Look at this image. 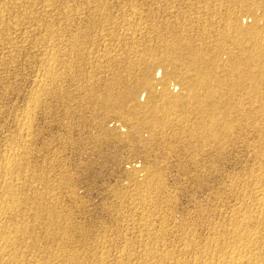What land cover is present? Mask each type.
Masks as SVG:
<instances>
[{
	"label": "rangeland",
	"instance_id": "1",
	"mask_svg": "<svg viewBox=\"0 0 264 264\" xmlns=\"http://www.w3.org/2000/svg\"><path fill=\"white\" fill-rule=\"evenodd\" d=\"M8 1L9 0H0V27L2 25L0 28V44H2L0 45V178H3L2 181L5 179H8V181L11 180L14 184L15 190L13 191L14 193H12L13 195L10 196V198H12L11 201H15V203L17 200L23 201L17 202L19 203V205H17L19 206V209L17 210L20 216L17 215L18 212H16L17 214L15 212V214H9L11 215L10 217L7 215L9 218L5 216L7 222L5 221L6 223H4V225H8L7 228L9 230H13L17 225H19L18 227L23 226L22 228H24V226L27 228L28 226L27 229L32 231L35 235L34 236L28 231V234L21 232L23 237L21 233L20 235L18 233V236L16 234L17 238L22 237V240L17 239L14 235V239L11 237V243L14 244L13 248L15 247L14 252L18 255L16 264H31L40 261V264H50L52 261V264H54V261L58 258L59 259L58 261H55V264H57V262L60 264L61 259L71 257L72 254L76 255V257H78L77 260H81L80 262L82 264H86V262L87 264H105L106 262V264H117V262L120 264L119 262L122 260L123 262L121 264H138L140 261L143 264H154L150 263L152 259H154L153 262L156 261L155 264H157V261H159L158 264H161L160 261L162 259L160 257L162 256L160 255L162 251L163 253L167 251L168 254L173 256L172 262H170L173 264L180 260L193 261L197 255H202L212 240L216 238V236L218 237L217 234L220 233L222 229L229 227L232 222V217L234 218L233 220H235L244 216L245 212L252 209L253 203L256 202L254 200L257 199L256 197L259 193L258 190L261 191L264 189V48L262 49L263 51L261 50L260 52L254 53V58L257 55L255 58L256 60H254V63H250L249 67L247 66L248 70L253 73L248 72L247 75L245 74V76H243V73V75L241 73L239 75V70V72L234 70L235 74H232L234 76H231V79L236 80H233L234 83H236L234 87V89H236L233 92L228 89V91L225 92L226 94L224 97L226 96L225 99L230 101H227L228 104L230 103L228 107L231 105L230 108L233 107L232 111L234 113L231 111L230 115H232V118H229V124L230 126L232 125L231 129L234 128V130L231 131L232 133L230 132L228 134V136H230H226V138L225 136H220L219 140L204 138L192 142V140L187 137L189 135L187 131L179 130L180 122L182 123L183 120L180 118L181 112L176 115L174 114L173 117L170 116L169 118H164L166 128H153V126L151 125V127L147 122L148 120L150 121L149 117L151 112H148V114L145 112L146 114L144 113L143 115L138 116L139 118H135V116L128 111L130 104L124 105L122 110L119 111L111 108L108 111L104 110L103 112V110L98 107L100 100H97L100 98V95L103 93L105 94V92H108L109 94L112 93L111 95L113 96L121 94L122 87L118 83L119 80L124 83H134L139 79L138 77H141L142 73L141 70H143L144 65L148 63H146V61L154 62V59L157 60L162 57V54H164V52L161 51L162 46L160 45L165 42L164 40L171 41L175 38L178 40V38L182 39V37L183 39H187V36L188 39L191 38V40L195 38L194 40L197 41V45H203L204 48L210 49L211 53H213L211 50H215L214 53H219V56L222 54L220 51H226V49V52L233 51L231 53H236L237 55L235 54V57L237 58L230 57V55L223 52L226 57L221 55L222 57L220 58L222 60H220L222 62L224 61L225 65L228 64L229 66L230 64L232 67L233 64L231 63L234 62L236 65H246V63H244L246 61L244 60H247L248 56L242 55V59L240 51L238 52V50H241V48L247 49L249 47V39H242L243 41L239 43L240 49L238 46H234L231 41V32L225 23L236 14V19H238V22H241H239L241 27L249 28L248 26L250 25V28H253L252 22L253 19H255L254 26L258 27L259 31L263 30L261 35L264 36V28L262 29V27H264V20L262 19L264 15V0L263 2L262 0H240L241 2L239 0H107V2H104V0H43L44 4L42 0H26L27 2L24 0H10L9 3H6ZM246 1L250 2L247 3ZM251 1L252 4L249 5ZM100 2L101 4L103 2L107 4L104 5L103 3L101 6ZM253 2L258 4L256 5L257 7L255 5V7L253 6ZM42 4L44 7H41ZM247 5L249 8H247ZM2 6L5 9H3ZM25 6H28V8ZM45 6L47 8H45ZM252 6L255 9H253ZM29 7L31 8V11ZM6 8L9 10V14ZM50 8H52V10ZM35 9L36 12H34ZM96 9L99 11L101 9V13ZM250 9L253 10L250 12ZM23 10L26 11L24 12ZM102 12H104V14ZM22 13L25 14L22 16ZM105 13L108 14L107 18H109L107 19V23L103 21L106 20L105 18L100 20L103 16L107 15ZM249 13L251 16L258 18L253 17L252 19L251 16L247 17ZM28 14H31V16L28 17ZM46 14L47 17H45ZM97 14H100L98 15V18ZM63 15H65L66 19L63 18ZM109 15H112V17ZM260 17H262V20L259 19ZM19 18L23 20L21 21ZM39 18L43 19L40 20ZM95 18L98 20L95 21ZM257 19L258 21H256ZM31 20L32 25L30 24ZM99 20L101 22H99ZM17 21L21 23V25L18 24ZM110 21L115 23V25L111 24ZM117 21L118 24L116 23ZM204 21H206L207 25H204ZM103 22L104 26L106 25L107 28L101 24ZM53 23L54 26H52ZM88 25L91 26L92 31L90 30V27L88 28ZM136 25L139 26V28ZM203 25L205 31L204 27H202ZM93 26H95V28ZM219 26H224L223 28L225 30ZM3 27L4 29H2ZM15 27L18 29L16 30ZM208 28L211 30L215 28V30H212L211 32ZM50 29H52V31H50ZM202 30L205 33H202ZM84 31H86L87 34ZM134 31L136 32L134 33ZM215 31H218L222 36L224 35V38H221L222 36L217 32L215 33ZM11 32L13 33L11 34ZM10 34L12 39L10 38ZM13 34L17 35L15 36ZM216 35L220 39L217 38ZM212 37L218 41L216 42V45L214 43L215 40H213ZM199 38L202 39L201 43L203 42L205 45L199 42ZM244 38L248 37L245 35ZM211 39L212 41L210 42ZM11 40H13V44ZM194 40L192 41L195 45ZM244 41H246L247 45ZM198 42L200 44H198ZM225 44L228 46H222ZM209 46L211 48H209ZM228 47H231L232 49ZM217 48L221 49L219 50ZM234 48L239 54L233 50ZM146 54L148 56L145 57ZM144 57L149 60H145ZM142 59L145 60V62ZM229 60L230 62H225ZM234 60H237V62ZM256 61L257 64L260 62L261 64L257 65L255 63ZM222 62L220 63V66H224V63ZM130 64L132 67H130ZM138 64L139 67L141 66L140 72L138 70ZM250 66L252 68H250ZM253 66L258 68L260 66L261 70L258 68L253 69ZM226 67H220L219 70L217 69L220 77H224L225 72L227 75L229 69ZM245 67L246 66H244V68ZM242 68L243 66L241 69ZM132 69L133 71H131ZM223 70L225 71L224 73ZM162 72L163 71L160 69H157L154 73V79H159ZM250 74L255 76H250ZM246 76L248 78H246ZM255 80L261 87L257 83H254ZM241 81L245 82V85H243ZM241 87H243V89ZM177 89L178 88L175 84L172 83L171 90L176 92ZM252 89L255 91H252ZM140 95L141 100H139L144 103L146 94L141 91ZM222 95L223 94H221V96ZM227 95H230L229 98ZM245 98H248L249 100ZM241 103L243 105H241ZM239 104L242 106H239L240 109L242 108V113L237 112L240 111L237 106ZM246 106L251 107V110ZM234 108L235 110L237 109V111H235ZM259 108H261V110H259ZM244 110L246 111L244 113L247 114V116L243 113ZM120 111L121 113H119ZM248 111L252 113L249 115ZM255 113L259 114L254 115ZM234 114L237 115L234 116ZM243 115L244 117H242ZM124 116L127 118L126 120ZM251 117H253V120L250 119ZM141 121L144 122L142 123ZM136 122L142 124L139 125L136 124ZM192 122H194V119ZM222 127V125H215L214 129L216 131ZM158 129L159 131H157ZM176 129L181 133L179 132L176 134ZM129 132L131 133V138L125 136ZM182 132H185V135ZM152 137L155 140L152 139ZM225 141L229 143L225 144ZM223 142L225 145L222 144ZM230 142H233L234 144ZM8 144L9 146H6ZM191 144L193 146L196 144L194 147L197 148L202 146V149L200 148L201 151H198L199 149L193 151L191 149V147H193ZM205 144L208 146L207 148H205ZM10 147L13 149L11 148V150ZM203 147L205 148V151ZM3 152L4 154H2ZM202 152H204L203 156H201ZM11 153L14 154V158L18 157L15 158L18 166L12 173H10L13 176L10 174V176H6L8 174L4 176L3 165H5L7 160L5 157L9 158ZM260 156L263 157L262 160V157ZM3 157L6 160H4ZM1 169L3 171H1ZM15 171L17 172L15 173ZM9 177H12V179ZM259 177L262 178L260 179ZM1 179L0 186H5L4 181L2 182ZM259 181H261V183ZM3 187L0 189H3ZM20 194L21 196H19ZM0 195L1 199L3 195L1 191ZM23 197L30 200L27 199L24 203ZM28 201L29 203L27 205L26 202ZM45 202H47V204ZM32 203H34V205L36 204V206ZM247 204L249 206H247ZM42 205L45 208L48 207L45 213V208ZM246 206L248 208L250 207V209L247 210ZM29 207L30 210L32 208V211L29 210ZM24 209H27L28 212ZM19 210H22L23 215H21L22 213ZM34 210L40 212L37 211L38 216L35 215L36 213L34 212L35 214L32 217ZM52 212H54V214ZM42 213H44V216ZM48 213L49 215H47ZM39 214H41V216H39ZM62 214L70 216L65 217L62 216ZM249 214L253 215L254 213L251 212ZM46 215L50 219L46 217ZM21 216H23L24 219L22 222L28 221L26 223H30L31 225L22 223ZM25 216L29 218H26ZM53 216L58 218L55 220V217L53 219ZM14 217L21 218L17 219ZM34 219H38V222ZM8 220H10L12 225L15 223L13 225L15 226L14 228H12L13 226ZM58 220L59 222L61 221L60 224ZM63 220L68 221L65 223ZM72 221L73 223H71ZM33 223H36L37 225H33ZM38 223H43L41 225L42 228ZM66 225L69 226L63 227ZM73 225L76 227H73ZM180 225L181 227L183 226L182 230L181 227H179ZM69 227L74 229L71 228L72 230H70ZM48 228L50 229L48 230ZM56 228L58 229L56 230ZM37 229H39L38 235L37 233H34ZM63 230L66 231L63 232ZM215 230L220 231L217 232ZM44 231L49 237L44 234ZM71 231L72 234L70 233ZM74 231H77L78 233H75ZM49 232H51L52 235L54 234L53 238ZM68 232L72 238H69ZM154 235H157V237ZM33 236L37 241L36 244L39 246L35 245L36 241L34 239L31 240ZM38 236L41 238V243L40 241L38 242ZM27 239L33 242L30 243ZM13 240L17 243L13 242ZM70 241H74L75 244H70ZM24 242L27 246L23 244ZM18 243L23 245H19ZM28 243H30L31 246ZM45 243H50V245L48 244L49 246L44 248L45 245L47 246ZM62 243L63 246L68 245L66 246L68 250L66 247L62 246ZM28 246H30V248L34 246V248L28 249ZM41 246H43V250L40 251L39 249ZM72 246H76V248L78 247V250L75 247L74 250ZM50 247L54 248H51L50 250ZM60 247L63 248L61 249ZM188 247L189 249H187ZM16 248H18V250ZM60 249L61 251L66 249L63 251L65 253L62 252V254H60ZM36 250L39 251L40 254L39 252L35 253L37 252ZM44 250H46V253ZM47 250L49 251L47 252ZM152 250L154 252H152ZM79 251H83L82 253L85 254L82 255ZM42 252L47 255L44 256ZM157 252L161 253L157 254ZM94 253L95 255L93 256ZM147 253L149 256H153L152 254H157L158 256L154 255L151 257V260H149L150 258L147 259ZM19 254H21L23 258H21ZM52 254L54 257L58 254V258H56V256L55 259ZM91 254L92 256H90ZM96 254L102 256L104 260L101 257L96 258L98 257ZM122 254H126V258H123L124 255ZM144 254L147 255L145 256ZM79 255H81V257ZM105 255H107L106 258ZM119 255H122L123 257L120 258L121 256ZM28 256L31 257L28 258ZM36 256L39 257V259H37ZM199 256H197V258H199ZM34 258H36L37 261ZM85 258H87V261ZM91 258L93 261L96 258L95 262L91 261ZM189 258L191 259L189 260ZM29 259H32V262ZM136 259H138L139 262ZM97 260H99V262H97ZM107 260L110 262L108 263ZM173 260L176 261L174 262ZM46 261L50 263H46ZM62 261L61 264H67L69 262L68 260L65 262ZM103 261L105 262L103 263ZM163 261L164 260H162V263L164 264ZM80 262L76 261L75 263L74 261L69 262L68 264H81Z\"/></svg>",
	"mask_w": 264,
	"mask_h": 264
},
{
	"label": "bare ground",
	"instance_id": "2",
	"mask_svg": "<svg viewBox=\"0 0 264 264\" xmlns=\"http://www.w3.org/2000/svg\"><path fill=\"white\" fill-rule=\"evenodd\" d=\"M4 1H6V0H4ZM10 1V0H9ZM9 1L8 2H6V3H9ZM13 1V0H12ZM15 1V0H14ZM18 1V0H17ZM16 1V3L18 4V2ZM24 1H26V0H24ZM49 1V0H48ZM97 1V0H96ZM114 1V0H113ZM112 1V2H113ZM240 1V0H239ZM253 1V0H252ZM252 1H251V3H249V5L250 4H252ZM261 1V0H260ZM22 2V1H21ZM27 2V1H26ZM25 2V3H26ZM42 2H43V0H42ZM104 2H107V0L105 1L104 0ZM103 2V3H104ZM241 2V1H240ZM245 2V1H244ZM247 2V1H246ZM248 2H250V1H248ZM247 2V3H248ZM257 2V1H256ZM262 2H263V0H262ZM4 3V2H3ZM11 3V2H10ZM19 3H20V1H19ZM45 3H47V2H45ZM50 3V2H49ZM48 3V4H49ZM103 3L101 4V2H100V4H101V6L103 5ZM243 3V2H242ZM254 3V2H253ZM258 3V2H257ZM257 3H254L253 4V6L255 5H258ZM12 4V3H11ZM10 4V5H11ZM15 4V3H14ZM24 4V3H23ZM27 4V3H26ZM31 4V3H30ZM29 4V5H30ZM43 4H44V2H43ZM43 4L41 5V7L43 6ZM52 4H54V3H52ZM98 4V3H97ZM100 4H98V5H100ZM107 4V3H106ZM105 3H104V5H106ZM239 4V3H238ZM259 4H261V3H259ZM264 4V3H263ZM4 5V4H3ZM9 5V4H8ZM13 5V4H12ZM32 5V4H31ZM35 5H36V3H35ZM211 5H213V4H211ZM262 5V4H261ZM260 5V6H261ZM1 6V5H0ZM15 6V5H14ZM16 6H19V5H16ZM20 6H24V5H20ZM51 6V5H50ZM73 6V5H72ZM91 6V5H90ZM222 6H224V5H222ZM253 6H252V8H253ZM254 6V7H255ZM264 6V5H263ZM262 6V7H263ZM5 7H6V5H5ZM9 7V6H8ZM7 7V8H8ZM25 7H27L28 8V6H25ZM25 7H23V8H25ZM32 7V6H31ZM44 7V6H43ZM257 7V6H256ZM259 7V6H258ZM2 8H3V6H2ZM6 8V9H7ZM30 8V7H29ZM34 8H35V6H34ZM37 8V7H36ZM45 8H47L46 6H45ZM209 8V7H208ZM218 8V7H217ZM247 8H249L248 7V5H247ZM246 8V9H247ZM251 8V7H250ZM261 8V7H260ZM3 9H5V8H3ZM51 10H52V8H50ZM49 9V10H50ZM69 9H70V7H69ZM93 9V8H92ZM104 9V8H103ZM107 9V8H106ZM112 9V8H111ZM114 9H116V8H114ZM120 9V8H119ZM122 9V8H121ZM207 9V8H206ZM227 9V8H226ZM243 9H244V7H243ZM253 9H255V8H253ZM253 9H250V12H251V10H253ZM21 10V9H20ZM29 10V9H28ZM32 10H34V9H32ZM44 10H46V9H44ZM67 10V9H66ZM97 10V9H96ZM126 10V9H125ZM249 10V9H248ZM7 11H8V14H9V10L7 9ZM11 11V10H10ZM12 11H13V9H12ZM14 11H15V9H14ZM17 11H19V10H17ZM24 11V10H23ZM26 11V10H25ZM24 11V12H25ZM30 11H31V8H30ZM41 11L43 12V10L41 9ZM62 11V10H61ZM63 11H65V10H63ZM95 11V10H94ZM93 11V12H94ZM97 11H99V10H97ZM234 11V10H233ZM243 11V10H242ZM261 11V10H260ZM19 12H21V11H19ZM34 12H36V9H35V11ZM33 12V13H34ZM45 12V11H44ZM56 12V11H55ZM66 12H68V11H66ZM100 13H101V9H100V11H99ZM98 12V13H99ZM105 12V11H104ZM104 12H102L103 14H104ZM124 12V11H123ZM126 12H128V11H126ZM168 12V11H167ZM205 12V11H204ZM231 12H232V9H231ZM235 12V11H234ZM245 12V11H244ZM253 12V11H252ZM258 12H259V9H258ZM32 13V14H33ZM39 13V12H38ZM38 13H36V14H38ZM47 13H48V11H47ZM65 13V12H64ZM209 13V12H208ZM211 13V12H210ZM213 13V12H212ZM215 13V12H214ZM242 13V12H241ZM254 13H255V11H254ZM12 14V13H11ZM20 14V13H19ZM23 14H25V13H22V16H23ZM35 14V13H34ZM40 14V13H39ZM49 14V13H48ZM61 14V13H60ZM105 14H107V13H105ZM120 14V13H119ZM118 14V15H119ZM185 14V13H184ZM248 14V13H247ZM246 14V15H247ZM98 15H100V14H97V18H98ZM102 15V14H101ZM141 15V14H140ZM231 15V14H230ZM246 15H244V16H246ZM252 15H253V13H252ZM20 16V15H19ZM26 16V15H25ZM29 16H31V14L29 15L28 14V17ZM37 16V15H36ZM43 16H45V15H43ZM43 16H40V17H43ZM59 16V15H58ZM79 16V15H78ZM103 16V15H102ZM107 16H108V14L106 15V16H103V18H101L100 20H102V19H106V20H103V21H105V23H107L108 21H107V19H109V18H107ZM109 16H111L112 17V15H109ZM125 16V15H124ZM150 16V15H149ZM201 16V15H200ZM200 16H198V17H200ZM216 16V15H215ZM238 16V15H237ZM250 17L251 16V14L249 13V15H247V17ZM256 16H257V13H256ZM262 16V15H261ZM3 17V16H2ZM34 17V16H33ZM45 17H47V14H46V16ZM68 17V16H67ZM70 17V16H69ZM73 17V16H72ZM95 17V16H94ZM93 17V18H94ZM127 17V16H126ZM139 17V16H138ZM175 17V16H174ZM181 17H182V15H181ZM190 17V16H189ZM198 17H197V19H198ZM231 17H232V15H231ZM233 17H235V18H233ZM233 19L232 18H230V19H228L227 21H226V23L225 24H227L226 26H228L227 28H229V31L231 32L230 34H231V41H232V43H233V45L234 46H238L239 47V49H240V45H239V43L241 42V41H243L242 39H249V43H248V41H247V43L249 44V47L247 48V49H242L241 48V50H238V52L240 51V55L242 56V55H247L248 56V58H247V60H244V61H246V62H244V63H246V65H242V64H235V62L234 63H231V64H233L232 65V67H231V65L229 64V66H228V64H226L225 65V63H224V61L222 62L221 60V58L220 57H222V56H225L224 55V53L225 54H227V55H230V57L232 56V57H235L236 55L234 54V53H231V52H233V51H228V52H226L227 51V49H226V51H220L221 53V55L219 56V53H214L215 52V50L213 51V50H211L213 53H211L210 52V49H208V48H204L203 47V45L202 46H200V45H197V41L196 40H194V39H192V40H194V42H195V45H194V43H193V41L191 40V38L190 39H188V36L186 37L187 39H183V37H182V39H180V38H178V40H177V38H175V39H172L171 41L170 40H164L163 42L164 43H162V44H160L161 46H162V50H161V48H160V50L161 51H163L164 52V54H162V57L161 58H159V59H154V62H151V61H146V65H144V69L143 70H141L140 69V67H139V64L137 65L138 67H139V72H140V70H141V77H138L139 79H137V77H136V81L134 82V83H124V82H122L121 80H119V85L122 87V92H121V94H117L116 96L114 95H111V94H109L108 92L106 93L105 92V94L103 93V94H101L100 95V98H98V100L97 101H99L100 103H98L99 104V106L98 107H100L102 110H103V112H104V110L106 111H108L109 109H111V108H113V109H117L118 111L119 110H122V107L124 106V105H129L130 104V106H129V110L128 111H130V113L133 115V116H135V118L136 117H138V116H141V115H143L145 112H147V114H148V112H151L150 113V121L148 120L147 122H148V125L150 124V126L152 125L153 126V128H155V127H161L162 129L163 128H166V123H165V119L164 118H169L170 116H172L173 117V115L175 114H178L179 112H181V117L180 118H182L181 120H182V123L180 122V125H179V130L180 131H187L188 132V136L187 137H189L191 140H192V142L193 141H197V140H200V139H204V138H211V139H213V140H219L220 139V136H225V138H226V136H228V134L231 132V131H233L234 130V128L233 129H231V126H230V121H229V118L232 116V115H230L231 114V111H232V109H233V107L232 108H230V107H228L229 106V104H228V102H230V101H228L227 99H225L226 98V96L224 97V95L226 94L225 92L226 91H228V89H230L232 92L236 89H234V87H235V85H236V83H234V81H236V80H234V79H231V76H234V75H232V74H235L234 73V70L236 71H238L239 72V75H240V73L243 75V76H245V74L247 75V73L248 72H250V73H253V72H251V71H249L248 70V67H249V65H250V63H254V60H256L255 58L257 57V55H256V57L254 58V53H257V52H260L263 48H264V36H262L261 35V33H262V31L260 32L259 31V29H258V27H255L254 26V20L255 19H253V17L254 16H251V18L253 19V28H250V25L248 26L249 28H243V27H241V25L239 24V22H238V19H236V14L235 15H233ZM18 18V17H17ZM50 18V17H49ZM52 18V17H51ZM62 18V17H61ZM63 18H65V15H63ZM100 18V17H99ZM137 18V17H136ZM171 18V17H170ZM194 18V17H193ZM212 18V17H211ZM241 18V17H240ZM254 18H258V17H254ZM262 17H260L259 19H261ZM3 19V18H2ZM7 19V18H6ZM5 19V20H6ZM20 20H21V18H19ZM30 19V18H29ZM38 19V18H37ZM40 20H42L41 18H39ZM46 19V18H45ZM53 19V18H52ZM66 19V18H65ZM96 19V18H95ZM114 19V18H113ZM121 19V18H120ZM129 19V18H128ZM188 19H190V18H188ZM215 19V18H214ZM227 19V18H226ZM263 20H264V15H263V18H262ZM261 19V20H262ZM5 20H4V22H5ZM23 20V19H22ZM21 20V21H22ZM25 20H27V19H25ZM34 20V19H33ZM98 19H96L95 21H97ZM99 20V22H101ZM110 20H112V19H110ZM125 20V19H124ZM144 20V19H143ZM170 20V19H169ZM209 20V19H208ZM211 20V19H210ZM216 20V19H215ZM241 20V19H240ZM51 21V20H50ZM69 21V20H68ZM91 21V20H90ZM93 21V20H92ZM145 21V20H144ZM174 21V20H173ZM212 21V20H211ZM222 21V20H221ZM256 21H258V19L256 20ZM18 22V21H17ZM29 22V21H28ZM70 22V21H69ZM111 22V21H110ZM115 22V21H114ZM120 22V21H119ZM153 22V21H152ZM162 22V21H161ZM185 22V21H184ZM188 22V21H187ZM198 22V21H197ZM205 22V24L204 25H207V23H206V21H204ZM213 22V21H212ZM224 22V21H223ZM222 22V23H223ZM8 23H9V21H8ZM8 23H7V26H8ZM26 23V22H25ZM32 23V20L30 21V24ZM49 23V22H48ZM95 23V22H94ZM117 24H118V21L116 22ZM129 23V22H128ZM141 23V22H140ZM164 23V22H163ZM165 23H167V22H165ZM200 23V22H199ZM241 23V22H240ZM1 24V23H0ZM2 24H3V22H2ZM18 24H20L21 25V23H19L18 22ZM24 24V23H23ZM22 24V25H23ZM43 24V23H42ZM101 24H103V26H104V22L103 23H101ZM108 24H110V23H108ZM111 24H114L115 25V23H113V22H111ZM116 24V25H117ZM137 24V23H136ZM148 24V23H147ZM160 24V23H159ZM171 24V23H170ZM202 24V23H201ZM212 24V23H211ZM258 24V23H257ZM256 24V25H257ZM6 25V24H5ZM10 25H11V22H10ZM15 25H16V23H15ZM28 25V24H27ZM32 25V24H31ZM30 25V26H31ZM40 25V24H39ZM91 25V24H90ZM90 25H88V28L90 27V30H91V26ZM127 25V24H126ZM142 25V24H141ZM174 25V24H173ZM184 25V24H183ZM182 25V26H183ZM193 25H195V24H193ZM204 25L202 26V27H204ZM213 25V24H212ZM211 25V26H212ZM217 25V24H216ZM221 25V24H220ZM223 25H224V23H223ZM262 25V24H261ZM13 26V25H12ZM18 26V25H17ZM52 26H54V23H53V25ZM51 26V27H52ZM96 26V25H95ZM95 26H93L94 28H95ZM99 26H100V24H99ZM137 26V25H136ZM163 26V25H162ZM168 26V25H167ZM178 26V25H177ZM197 26V25H196ZM225 26V25H224ZM223 26V27H224ZM260 26V25H259ZM1 27H2V25H1ZM0 27V28H1ZM10 27V26H9ZM8 27V28H9ZM47 27V26H46ZM50 27V28H51ZM97 27V26H96ZM105 28H107L106 27V25L104 26ZM124 27V26H123ZM138 28H139V26H137ZM152 27V26H151ZM159 27V26H158ZM172 27V26H171ZM170 27V28H171ZM184 27V26H183ZM195 27V26H194ZM214 27V26H213ZM212 27V28H213ZM219 27H221V26H219ZM223 27H221L223 30H225ZM7 28V27H6ZM5 28V29H6ZM10 28H12V27H10ZM14 28V27H13ZM16 28V30L18 29L17 27H15ZM20 28V27H19ZM28 28V27H27ZM84 28V27H83ZM94 28H92V29H94ZM104 28V29H105ZM110 28V27H109ZM118 28V27H117ZM146 28V27H145ZM148 28V27H147ZM173 28V27H172ZM185 28V27H184ZM191 28V27H190ZM207 28V27H206ZM209 28H210V22H209ZM208 28V29H209ZM218 28V27H217ZM264 27H262V29H263ZM2 29H4V27L2 28ZM31 29V28H30ZM48 29V28H47ZM126 29V28H125ZM128 29V28H127ZM135 29V28H134ZM151 29V28H150ZM168 29V28H167ZM194 29V28H193ZM198 29V28H197ZM203 29V28H202ZM10 30V29H9ZM15 30V29H14ZM96 30V29H95ZM102 30V29H101ZM120 30V29H119ZM129 30V29H128ZM136 30V29H135ZM142 30V29H141ZM144 30H146V29H144ZM149 30V29H148ZM147 30V31H148ZM182 30V29H181ZM211 32H212V30H215V28L214 29H209ZM208 30V31H209ZM228 30V29H227ZM11 31V30H10ZM49 31V30H48ZM50 31H52V29H50ZM62 31V30H61ZM92 31V30H91ZM133 31V30H132ZM138 31H140V30H138ZM186 31V30H185ZM184 31V32H185ZM203 31V30H202ZM204 31H205V27H204ZM202 32V33H205V32ZM220 31H222V30H220ZM67 32V31H66ZM84 32H86V31H84ZM83 32V33H84ZM113 32V31H112ZM119 32V31H118ZM136 31H134V33H135ZM188 32V31H187ZM207 32V31H206ZM218 33V31H215V33ZM226 32V31H225ZM13 32H11V34H12ZM25 33V32H24ZM102 33V32H101ZM100 33V34H101ZM104 33V32H103ZM110 33V32H109ZM117 33V32H116ZM130 33H132V32H130ZM192 33V32H191ZM214 33V32H213ZM222 33H224V32H222ZM221 33V34H222ZM264 33V32H263ZM2 34V33H1ZM11 34H10V38H11ZM86 34H87V32H86ZM107 34V33H106ZM115 34V33H114ZM126 34V33H125ZM128 34V33H127ZM151 34V33H150ZM200 34V33H199ZM198 34V35H199ZM206 34H208V33H206ZM210 34V33H209ZM219 35H220V33H218ZM226 34V33H225ZM6 35V34H5ZM8 35H9V33H8ZM13 35H15V34H13ZM17 35V34H16ZM15 35V36H16ZM96 35H98V34H96ZM103 35H105V34H103ZM102 35V36H103ZM115 35H117V34H115ZM131 35V34H130ZM183 35V34H182ZM192 35V34H191ZM194 35V34H193ZM202 35V34H201ZM204 35V34H203ZM215 35V34H214ZM245 35L248 37V38H244L245 37ZM264 35V34H263ZM3 36V35H2ZM91 36H93V35H91ZM172 36V35H171ZM174 36V35H173ZM220 36H222V35H220ZM224 36V35H223ZM221 37V38H224V37ZM227 36V35H226ZM6 37V36H5ZM4 37V38H5ZM80 37V36H79ZM94 37V36H93ZM98 37V36H97ZM101 37V36H100ZM114 37V36H113ZM144 37V36H143ZM167 37V36H166ZM190 37V36H189ZM201 37V36H200ZM207 37H208V35H207ZM206 37V38H207ZM216 37H217V35H216ZM229 37V36H228ZM227 37V38H228ZM1 38V37H0ZM4 38H2V39H4ZM7 38V37H6ZM5 38V39H6ZM40 38V37H39ZM77 38V37H76ZM122 38H124V37H122ZM174 38V37H173ZM209 38V37H208ZM213 38V37H212ZM217 38H219V37H217ZM226 38V37H225ZM8 39V38H7ZM6 39V40H7ZM12 39V38H11ZM89 39V38H88ZM140 39V38H139ZM146 39V38H145ZM144 39V40H145ZM165 39H167V38H165ZM200 39V38H199ZM204 39V38H203ZM220 39V38H219ZM230 39V38H229ZM10 40V39H9ZM72 40V39H71ZM93 40V39H92ZM91 40V41H92ZM143 40V39H142ZM201 40L202 39H200V43H201ZM207 40V39H206ZM205 40V41H206ZM213 40H215L214 38H213ZM222 40V39H221ZM225 40V39H224ZM228 40V39H227ZM5 41V40H4ZM133 41V40H132ZM212 41V39L210 40V42ZM223 41V40H222ZM6 42V41H5ZM9 42V41H8ZM11 42H12V44H13V40H11ZM14 42H15V40H14ZM89 42V41H88ZM128 42V41H127ZM136 42V41H135ZM198 42V44H200ZM207 42V41H206ZM209 42V41H208ZM216 42H218V41H216L215 40V45H216ZM224 42V41H223ZM222 42V43H223ZM227 42V41H226ZM245 42V44H246V41H244ZM140 43V42H139ZM203 43V42H202ZM201 43V44H202ZM221 43V44H222ZM225 43V42H224ZM230 43V42H229ZM243 43V42H242ZM8 44V43H7ZM6 44V45H7ZM11 44V43H10ZM9 44V45H10ZM12 44H11V46H12ZM45 44V43H44ZM133 44V43H132ZM204 44V43H203ZM208 44V43H207ZM213 44V43H212ZM219 44V43H218ZM231 44V43H230ZM244 44V45H245ZM0 45H2V44H0ZM205 45V44H204ZM210 45H211V43H210ZM214 45V44H213ZM220 45V44H219ZM247 45V44H246ZM222 46H228V45H222ZM5 47V46H4ZM4 47H2V48H4ZM7 47H8V45H7ZM10 47V46H9ZM149 47V46H148ZM157 47V46H156ZM160 47V46H159ZM215 47V46H214ZM221 47V46H220ZM233 47V46H232ZM235 47V48H236ZM1 48V47H0ZM6 48V47H5ZM11 48V47H10ZM209 48H211L210 46H209ZM222 48V47H221ZM221 48H217V49H221ZM228 48H231V47H228ZM235 48L233 49V50H235ZM244 48V47H243ZM232 49V48H231ZM145 50V49H144ZM223 50H224V48H223ZM4 51V50H3ZM5 51H6V49H5ZM142 51V50H141ZM154 51V50H153ZM263 51V50H262ZM11 52V51H10ZM52 52H54V51H52ZM51 52V53H52ZM151 52V51H150ZM160 52V51H159ZM211 54H210V53ZM224 52V53H223ZM235 52H237L236 50H235ZM237 52V53H238ZM139 53V52H138ZM157 53V52H156ZM150 54V53H149ZM239 54V53H238ZM263 54H264V52H263ZM113 55V54H112ZM142 55V54H141ZM152 55H154V54H152ZM211 55H212V57H211ZM260 55V54H259ZM11 56V55H10ZM122 56V55H121ZM139 56V55H138ZM146 56H148L147 54L145 55V57ZM151 56V55H150ZM149 56V57H150ZM159 56V55H158ZM56 57V56H55ZM142 57V56H141ZM145 57H144V59H145ZM154 57V56H153ZM152 57V58H153ZM226 57V56H225ZM228 57V56H227ZM261 57H262V53H261ZM261 57H259V58H261ZM125 58V57H124ZM224 58V57H223ZM235 58H237V57H235ZM242 59H243V56L241 57ZM240 58V59H241ZM116 59V58H115ZM148 59V58H147ZM147 59H145V60H147ZM150 59H151V57H150ZM221 59V60H220ZM228 59H229V57H228ZM238 59H239V56H238ZM143 60V59H142ZM145 60H143L144 62H145ZM149 60V59H148ZM226 60V59H225ZM231 60H233V59H231ZM263 60H264V58H263ZM234 61H236L237 62V60H234ZM262 61V60H261ZM141 62V61H140ZM156 62V63H155ZM224 63V66H220V63ZM225 62H230V60L229 61H225ZM243 62V61H242ZM3 63V62H2ZM239 63V62H238ZM256 64H257V61L255 62ZM141 64V63H140ZM144 64V63H143ZM259 65L261 64V62L260 63H258ZM257 64V65H258ZM252 65V64H251ZM254 65V64H253ZM128 66H129V64H128ZM226 66H228V67H226ZM243 66V68L241 69V67ZM244 66H246L245 68H244ZM248 66V67H247ZM130 67H132L131 66V64H130ZM220 67H223V68H227V69H229V71H227L228 73H227V75H226V72L223 70V73L226 75H224V77L222 76V77H220L219 75H218V72H217V69L219 70L220 69ZM255 66H253V69H256V68H258V67H255ZM50 68V67H49ZM53 68V67H52ZM133 68H134V66H133ZM135 68V69H136ZM231 68V69H230ZM250 68H252L251 66H250ZM157 69H160L161 71H163L162 72V74H161V76H160V78L159 79H154V77H155V75H154V73L157 71ZM213 69H215V70H213ZM258 69H260V66H259V68ZM137 70V71H138ZM250 70H252V69H250ZM261 70V69H260ZM260 70H259V72H260ZM131 71H133V69L131 70ZM222 71V70H221ZM236 71V72H237ZM49 72V71H48ZM136 72V71H135ZM217 72V73H216ZM133 73V72H132ZM137 74V73H136ZM255 74H256V72H255ZM221 75V74H220ZM253 75V74H252ZM251 74H250V76H252ZM253 76H255V75H253ZM57 78H59V77H57ZM234 78V77H233ZM237 78V77H236ZM242 78V77H241ZM246 78H248L247 76H246ZM251 78V77H250ZM255 78H257V77H255ZM258 79V78H257ZM55 80H57V79H55ZM234 80V81H233ZM241 80V79H240ZM250 81H252L251 79H249ZM3 81V80H2ZM238 81V80H237ZM133 82V81H132ZM240 82V81H239ZM239 82H238V84H239ZM254 82V81H253ZM172 83H174L175 84V86L178 88L177 89V91L176 92H174V91H172L171 90V86H172ZM241 83H243V85H245L244 83L245 82H243V81H241ZM251 83V82H250ZM254 83H257L258 85H259V83L258 82H256V80H255V82ZM41 84V83H40ZM44 85V84H43ZM242 85V86H243ZM252 85V84H251ZM238 86V85H237ZM255 86H256V84H255ZM260 86V85H259ZM43 87V86H42ZM45 87V86H44ZM251 87V86H250ZM261 87V86H260ZM232 88H233V90H232ZM242 89H243V87H241ZM252 88V87H251ZM240 89V88H239ZM254 89V88H253ZM252 89V91H255V90H253ZM141 91H143V93H145L146 95H145V102L144 103H142V101H140L141 100ZM258 91V90H257ZM230 92V91H229ZM231 93V92H230ZM221 94H223L222 96H221ZM236 94V93H235ZM234 94V95H235ZM237 95V94H236ZM243 95V94H242ZM247 95V94H246ZM257 95V94H256ZM228 96V95H227ZM230 96V95H229ZM229 96H228V98H229ZM233 96V95H232ZM255 96V95H254ZM258 96V95H257ZM256 97V96H255ZM231 98V97H230ZM140 99V100H139ZM245 99H248V98H245ZM234 100H235V98H234ZM237 100V99H236ZM249 100V99H248ZM228 101V102H227ZM239 102V101H238ZM251 102V101H250ZM228 105H227V104ZM97 104V105H98ZM233 105H234V103H233ZM241 105H243L242 103H241ZM240 104L239 105H237L238 107L239 106H241ZM264 105V104H263ZM235 106V105H234ZM254 106V105H253ZM242 107V106H241ZM247 107V106H246ZM260 107V106H259ZM247 108H251V107H247ZM256 108V107H255ZM254 108V109H255ZM239 109H240V107H239ZM242 109V108H241ZM241 109H240V111H237V109L235 110V108H234V110L235 111H237V112H241ZM245 109V108H244ZM117 110H116V112H117ZM248 110V109H247ZM251 110V109H250ZM257 110V109H256ZM259 110H261V108H259ZM258 110V111H259ZM252 111H254V110H252ZM115 111H114V113H116ZM233 112V111H232ZM244 112H246L245 110L243 111V113ZM119 113H121V111L119 112ZM118 113V114H119ZM234 113V112H233ZM236 113V112H235ZM242 113V112H241ZM252 113V112H251ZM249 111H248V114L250 115L251 114ZM260 113V112H259ZM259 113H257V114H259ZM146 114V113H145ZM245 114V113H244ZM256 113L254 114V115H257ZM264 114V113H263ZM262 114V115H263ZM116 115H117V113H116ZM121 115V114H120ZM123 115V114H122ZM235 115H237V114H234V116ZM241 115V114H240ZM246 116H247V114H245ZM261 115V114H260ZM178 116V115H177ZM238 116H239V114H238ZM238 116H237V118H238ZM122 117V116H121ZM120 117V118H121ZM126 117H128V116H126ZM144 117V116H143ZM242 117H244V115L242 116ZM241 117V118H242ZM123 118V117H122ZM124 118H125V116H124ZM132 118H134V117H132ZM139 118V117H138ZM194 119V122H192L193 121V119ZM232 118V117H231ZM249 118V117H248ZM247 118V119H248ZM253 117H251L250 119H252ZM127 118H125V120H126ZM148 119V118H147ZM147 119H145V120H147ZM235 119V118H234ZM240 119V118H239ZM245 119V118H244ZM243 119V120H244ZM255 119V118H254ZM139 120V119H138ZM237 120V119H236ZM253 120V119H252ZM179 121V120H178ZM233 121V120H232ZM142 123L144 122V121H141ZM235 122V121H234ZM237 122H238V120H237ZM240 122V121H239ZM142 123H139V122H136V124H142ZM135 124V125H136ZM146 124V123H145ZM144 124V125H145ZM176 124V123H175ZM186 124V125H185ZM147 125V124H146ZM190 125V126H189ZM215 125H222L223 127L221 128V129H219V130H216L215 131V129H214V126ZM264 125V124H263ZM137 126V125H136ZM151 126V127H152ZM256 126V125H255ZM258 126V125H257ZM187 128V129H186ZM255 128V127H254ZM253 129V128H252ZM154 130V129H153ZM175 130V129H174ZM177 130V129H176ZM257 130V129H256ZM24 131V130H23ZM157 131H159V129L157 130ZM165 131V130H164ZM180 131H178L177 130V133L176 134H178ZM262 131V130H261ZM161 132H162V130H161ZM187 132H186V134H187ZM181 133V132H180ZM183 134L185 133V132H182ZM232 133V132H231ZM234 133H236V132H234ZM241 133V132H240ZM124 135V134H123ZM155 135V134H154ZM153 135V136H154ZM185 135V134H184ZM257 135V134H256ZM125 136H127L128 138H131V133L129 132L128 134H126ZM124 136V137H125ZM156 136V135H155ZM230 136V135H229ZM228 136V137H229ZM232 136V135H231ZM235 136H237V135H235ZM259 136V135H258ZM12 137V136H11ZM126 137V138H127ZM186 137V136H185ZM227 137V138H228ZM14 138V137H13ZM234 138V137H233ZM232 138V139H233ZM152 139H154L153 137H152ZM229 139V138H228ZM234 139H236V138H234ZM234 139H233V141H234ZM263 139V138H262ZM155 140V139H154ZM190 140V141H191ZM222 140H224V139H222ZM229 141H230V139H229ZM209 142V141H208ZM226 142V141H225ZM250 142V141H249ZM260 142V141H259ZM229 143V142H228ZM227 142L225 143V144H228ZM230 143H233V142H230ZM240 143H242V142H240ZM194 144V143H193ZM211 144V143H210ZM218 144V143H217ZM222 144H224V142L222 143ZM224 144V145H225ZM234 144V143H233ZM192 145V144H191ZM212 145V144H211ZM210 145V146H211ZM253 145V144H252ZM6 146H9V144L8 145H6ZM193 146V145H192ZM194 146H196V144L194 145ZM191 147V149L194 151H196V150H198V151H201L200 150V148L202 147H200V148H197V147ZM198 146V145H197ZM205 146H206V144H205ZM249 146V145H248ZM247 146V147H248ZM199 147V146H198ZM208 146H206L205 148H207ZM12 147H10V149H11ZM204 148V147H203ZM205 148H204V151H205ZM217 148V147H216ZM218 148H219V146H218ZM245 148V147H244ZM255 148V147H254ZM9 149V148H8ZM13 149V148H12ZM11 149V150H12ZM16 149V148H15ZM202 149V148H201ZM224 149V148H223ZM211 150V149H210ZM225 150V149H224ZM261 150V149H260ZM10 151V150H9ZM15 151V150H14ZM14 151H12V152H14ZM197 151V152H198ZM219 151V150H218ZM206 152H207V150H206ZM213 152V151H212ZM261 152V151H260ZM9 153V152H8ZM15 153V152H14ZM30 153V152H29ZM28 153V154H29ZM203 153L204 152H202V155L201 156H203ZM211 153V152H210ZM263 153H264V151H263ZM2 154H4V152L2 153ZM5 154H7V153H5ZM27 154V155H28ZM206 154V153H205ZM208 154H209V152H208ZM212 154V153H211ZM20 155V154H19ZM18 155V156H19ZM254 155H256V154H254ZM8 156V155H7ZM10 157L8 158V157H5V158H7V160L4 158V160H6V162H5V165H3L4 167H3V170L1 169V171H3V173H4V176L6 175V174H8V175H6V176H10L11 174L10 173H12L15 169H16V167L18 166L17 164L18 163H16L17 161H15V158H18V157H15L14 158V154L13 153H11L10 155H9ZM16 156V155H15ZM22 157H23V155H22ZM22 157H20V158H22ZM26 157V156H25ZM209 157V156H208ZM259 157V156H258ZM260 157H262V156H260ZM24 159V158H23ZM263 159V157L261 158V160ZM19 160V159H18ZM21 160V159H20ZM256 160H258V159H256ZM264 160V159H263ZM0 161H1V159H0ZM22 161V160H21ZM20 161V162H21ZM24 161V160H23ZM264 163V162H263ZM262 163V164H263ZM22 164V163H21ZM20 164V165H21ZM264 166V165H263ZM1 167H2V165H1ZM18 169V168H17ZM259 170V169H258ZM17 171H19V170H17ZM17 171H15V173L17 172ZM10 174V175H9ZM3 175V174H2ZM253 175V174H252ZM254 175H256V174H254ZM11 176H13V175H11ZM7 178V177H6ZM10 178V177H9ZM258 178V177H257ZM260 178V177H259ZM262 178V177H261ZM260 178V179H261ZM1 179V178H0ZM3 179V178H2ZM2 179H1V181H2ZM5 179V178H4ZM10 179H12V177L10 178ZM13 179H14V177H13ZM4 181V183H5V186L3 187V186H0V188L1 187H3V189H0V191L2 192V197H1V199H0V264H16V262H17V256L18 255H16L15 254V250H14V248H13V243H11V241H12V239H14V236H16V234H17V236H18V233H19V235H20V233L21 232H23V233H27L28 234V231H30V230H28L27 228H28V226H27V228H25V226H24V228H22L21 226L20 227H18L19 225H17V227H15V226H13L15 223H13V225L11 224V222H10V220H8L9 222H10V224L13 226L12 228H14L13 230H9L7 227H8V225H4V223H6L7 222V220L5 219L6 217L7 218H9L11 215H9V214H12V213H16V212H18V210L17 209H19V206H17V205H19V203H17V202H20V201H18L17 200V202L15 203V201L13 202V201H11V199L12 198H10V196L11 195H13L12 193H14L13 191L15 190V187H14V184L11 182V180L10 181H8V179H5V180H3ZM2 181V182H3ZM6 181V182H5ZM14 181V180H13ZM262 181V180H261ZM261 181H259L260 183H261ZM16 183V182H15ZM162 184V183H161ZM255 185V184H254ZM262 185V184H261ZM246 186V185H245ZM244 186V187H245ZM255 187V186H254ZM17 188V187H16ZM231 188V187H230ZM243 189V188H242ZM246 189H248V188H246ZM249 189H250V187H249ZM248 189V190H249ZM258 190V189H257ZM17 192V191H16ZM21 192V191H20ZM19 192V193H20ZM258 196L256 197L257 199H255L254 201H256L255 203H253V206H252V211L251 210H248V209H250V207L248 208L247 206H249L248 204H247V206H246V208H247V210H248V212L249 211H251L252 213H254L253 215L252 214H249V213H251V212H245L244 213V216H241L240 218H237V219H235V220H233L234 218L232 217V222H231V224L229 225V227H226L225 229H222V231L220 232V233H218L217 235H218V237L216 236V238H214L213 240H212V242L208 245V247L207 246H205V247H207V249L202 253V255L201 256H199V255H197V256H199V258H197V256H196V258L192 261H181L180 259V261H177L175 264H264V189H262L261 191H259L258 190ZM244 193V192H243ZM15 194H18V193H15ZM230 194V193H229ZM1 196V195H0ZM19 196H21V194L19 195ZM23 196V195H22ZM250 197H252V196H250ZM15 198H16V196H15ZM21 198V197H20ZM24 198V197H23ZM26 198V197H25ZM24 198V203H25V200L27 201V199L28 198H26L25 199ZM29 198H31V197H29ZM39 198V197H38ZM41 199V198H40ZM28 200H30V199H28ZM243 200H244V198H243ZM23 201V200H22ZM21 201V202H22ZM250 201V200H249ZM31 202V201H30ZM48 202V201H47ZM47 202H45L46 204H47ZM23 203V204H24ZM27 203V205H28V203H29V201L28 202H26ZM37 203V202H36ZM41 203H43V202H41ZM44 203V204H45ZM22 204V203H21ZM33 205H34V203H32ZM38 204V203H37ZM43 204V205H44ZM45 204V205H46ZM50 204V203H49ZM251 204V203H250ZM42 205V206H43ZM241 205V204H240ZM34 206H36V204L34 205ZM39 206V205H38ZM51 206V205H50ZM243 206V205H242ZM20 207H21V205H20ZM22 207H23V205H22ZM26 207V206H25ZM30 207H31V204H30ZM30 207H29V210H30ZM44 207V206H43ZM47 207V206H46ZM51 207H53V206H51ZM54 207L56 208V206L54 205ZM154 207V206H153ZM240 207V206H239ZM34 208V207H33ZM36 208V207H35ZM42 208V207H41ZM45 208V207H44ZM27 209H28V207H27ZM27 209L25 210L26 212H28L27 211ZM40 209V208H39ZM46 209H48V207L47 208H45V211H44V213L46 212ZM53 209V208H52ZM144 209V208H143ZM240 209V208H239ZM17 210V211H16ZM23 210V209H22ZM22 210H19V211H21V213H22ZM54 210V209H53ZM246 210V211H247ZM24 211V212H25ZM30 211H32V208H31V210ZM38 211V210H37ZM37 211L36 210H34L33 211V213H32V217H33V215L35 214V215H37L38 213H37ZM43 211V210H42ZM41 211V212H42ZM49 211V210H48ZM52 211V210H51ZM242 211V210H241ZM35 212V213H34ZM38 212H40V211H38ZM55 212H58V211H55ZM14 213V214H15ZM44 213H42L43 214V216H44ZM50 213V212H49ZM49 213L47 214V215H49ZM53 214H54V212H52ZM51 213V214H52ZM246 213H248V214H246ZM14 214H13V216H14ZM17 214V213H16ZM52 214V215H53ZM56 214H58V213H56ZM55 214V215H56ZM243 214V213H242ZM7 215H9V217L7 216ZM18 216H20L19 215V212H18V214H17ZM21 215H23V213L21 214ZM46 215V217H48ZM60 215V214H59ZM58 215V216H59ZM6 216V217H5ZM12 216V217H13ZM29 216H31V215H29ZM38 216V215H37ZM39 216H41V214H39ZM42 216V217H43ZM62 216H65V215H63L62 214ZM67 216V215H66ZM65 216V217H66ZM68 216H70V215H68ZM67 216V217H68ZM22 217V220H21V222L24 220L23 219V216H21ZM21 217H18V218H21ZM26 218H29V217H27V216H25ZM24 217V218H25ZM54 217L55 216H53V219H54ZM60 217V216H59ZM65 217H63V218H65ZM159 217V216H158ZM162 217V216H161ZM236 217V216H235ZM14 218H17V217H14ZM17 218V219H18ZM49 218V217H48ZM56 218H58V217H55V220H56ZM62 218V217H61ZM71 218V217H70ZM40 219V218H39ZM47 219V218H46ZM50 219V218H49ZM160 219V218H159ZM165 219V218H164ZM163 219V220H164ZM167 219V218H166ZM28 220V219H27ZM30 220V219H29ZM34 220H38V219H34ZM41 220V219H40ZM39 220V221H40ZM6 221V222H5ZM46 221H48V220H46ZM61 221H62V219H61ZM60 221V222H61ZM63 221H65V223L68 221H66V220H63ZM152 221V220H151ZM20 222V223H21ZM26 222H28V221H25V222H22V223H25V224H27ZM30 222V221H29ZM38 222V221H37ZM58 222H59V220H58ZM57 222V223H58ZM60 222H59V224H60ZM31 223H32V221H31ZM44 223V222H43ZM42 223V224H43ZM52 223V222H51ZM71 223H73V221L71 222ZM229 223V222H228ZM17 224V223H16ZM30 223H28L27 225H29ZM34 224H36V223H33V225ZM42 224H39L38 223V225L42 228ZM45 224V223H44ZM48 224V223H47ZM50 224V223H49ZM59 224H58V226H59ZM69 224V223H68ZM154 224V223H153ZM160 224V223H159ZM166 224V223H165ZM184 224V223H183ZM182 224V225H183ZM215 224V223H214ZM31 225V224H30ZM37 225V224H36ZM51 225V224H50ZM53 225H56V224H53ZM71 225V224H70ZM47 226V225H46ZM69 226V225H68ZM67 225L66 226H63V227H68ZM72 226V225H71ZM142 226V225H141ZM154 226V225H153ZM185 226V225H184ZM227 226V225H226ZM33 227V226H32ZM38 227V226H37ZM73 227H76V226H74L73 225ZM156 227V226H155ZM179 227H181V225L179 226ZM183 227V226H182ZM182 227H181V230H182ZM30 228V227H29ZM35 228V227H34ZM33 228V229H34ZM39 228V227H38ZM45 228V227H44ZM70 228V227H69ZM72 228V227H71ZM70 228V230H72V229H74V228H72L71 229ZM78 228V227H77ZM146 228V227H145ZM177 228V227H176ZM220 228V227H219ZM223 228V227H222ZM227 228H229V229H227ZM50 228H48V230H49ZM54 229H55V227H54ZM58 228H56V230H57ZM62 229V228H61ZM60 229V230H61ZM68 229V228H67ZM150 229V228H149ZM32 230V229H31ZM38 230L39 229H37V231L36 232H34L35 234L37 233V235L39 234L38 233ZM41 230V229H40ZM80 230V229H79ZM157 230V229H156ZM166 230V229H165ZM176 230V229H175ZM185 230V229H184ZM183 230V231H184ZM190 230V229H189ZM220 230H221V228H220ZM220 230H218V231H220ZM52 231V230H51ZM66 230H63V232H65ZM78 231V230H77ZM77 231H74L75 233L77 232ZM151 231V230H150ZM154 231V230H153ZM215 231H217V230H215ZM217 231V232H218ZM31 233H32V231H30ZM83 232V231H82ZM82 232H81V234H82ZM152 232V231H151ZM189 232V231H188ZM216 232V233H217ZM50 234H51V232H49ZM48 233V234H49ZM55 233H57V232H55ZM61 233V232H60ZM69 233V232H68ZM71 234H72V231L70 232ZM70 233H69V238H72L71 236H70ZM78 233V232H77ZM156 233V232H155ZM26 234V235H27ZM33 234V233H32ZM31 234V235H32ZM44 234H46V236L47 237H49L48 235H47V233L44 231ZM58 234V233H57ZM56 234V235H57ZM66 234H67V232H66ZM164 234V233H163ZM192 234V233H191ZM215 234V233H214ZM14 235V236H13ZM21 235H22V233H21ZM26 235H25V237H26ZM34 235V234H33ZM40 235H41V233H40ZM52 235V234H51ZM51 235H50V238H51ZM54 235V234H53ZM53 235H52V238H53ZM68 235V234H67ZM186 235V234H185ZM17 236H16V238H17ZM28 236V235H27ZM35 236V235H34ZM34 236H33V238H31V240L32 239H34L35 241H36V239L34 238ZM60 236V235H59ZM63 236V235H62ZM61 236V237H62ZM140 236V235H139ZM141 236H143V235H141ZM155 236V235H154ZM163 236V235H162ZM178 236V235H177ZM11 237H13L12 239H11ZM21 237V236H20ZM22 237H23V235H22ZM21 237V238H22ZM30 237H32V236H30ZM43 237V236H42ZM44 237H45V235H44ZM66 237V236H65ZM75 237V236H74ZM145 237V236H144ZM155 237H157V235L155 236ZM154 237V238H155ZM166 237V236H165ZM164 237V238H165ZM186 237V236H185ZM15 238V239H16ZM21 238H17V239H21ZM49 238V239H50ZM58 238H60V237H58ZM67 238V237H66ZM161 238V237H160ZM182 238V237H181ZM186 238H188V237H186ZM41 238H39V236H38V242L40 241V243H41V240H40ZM44 239V238H43ZM61 239V238H60ZM63 239H65V238H63ZM163 239V238H162ZM212 239V238H211ZM22 240V239H21ZM26 240V239H25ZM24 240V241H25ZM28 240V239H27ZM45 240V239H44ZM47 240H48V238H47ZM46 240V241H47ZM54 240H55V238H54ZM68 240H70V239H68ZM67 240V241H68ZM72 240V239H71ZM74 240V239H73ZM157 240V239H156ZM191 240H192V238H191ZM18 241V240H17ZM29 241V240H28ZM58 241H59V239H58ZM61 241V240H60ZM151 241V240H150ZM190 241V240H189ZM206 241V240H205ZM13 242H16L15 240H13ZM21 242H23V241H21ZM30 243H32L31 241H29ZM43 242V241H42ZM62 242V241H61ZM63 242H65V241H63ZM71 242H73V243H71ZM156 242V241H155ZM158 242V241H157ZM188 242V241H187ZM191 242V241H190ZM17 243V242H16ZM30 243H28L29 245H30ZM37 243V241L35 242V245H38V244H36ZM53 243V242H52ZM58 243V242H57ZM57 243H55V244H57ZM152 243V242H151ZM206 243H207V241H206ZM19 245L21 244V243H18ZM23 244H25V242L23 243ZM23 244H21V245H23ZM34 244V243H33ZM32 244V245H33ZM45 244H47V243H45ZM49 245H50V243H48ZM47 244V246L45 245V247L44 248H46V247H48L49 245ZM54 244V243H53ZM70 244H75V242L74 241H70ZM69 244V245H70ZM78 244V243H77ZM147 244V243H146ZM150 244V243H149ZM16 245V244H15ZM26 246H27V244H25ZM40 245H42V244H40ZM44 245V244H43ZM85 245V244H84ZM205 245V244H204ZM207 245V244H206ZM17 246V245H16ZM26 246H25V249H26ZM31 246V245H30ZM30 246H28V249H31V248H34V246L33 247H31L30 248ZM39 246V245H38ZM53 246V245H52ZM57 246V245H56ZM59 246V245H58ZM62 246H63V243H62ZM66 246H68V245H66ZM66 246H63V247H66ZM71 246V245H70ZM69 246V247H70ZM152 246V245H151ZM194 246V245H193ZM18 247V246H17ZM24 247V246H23ZM22 247V248H23ZM42 247L43 246H41V248L39 249L40 251L41 250H43L42 249ZM55 247V246H54ZM54 247H50V250H51V248H54ZM62 247V248H63ZM73 247V246H72ZM75 248H76V246H74ZM73 247V248H74ZM108 247V246H107ZM18 248H20V247H18ZM18 248H16L17 250H18ZM59 248V247H58ZM57 248V249H58ZM61 248V247H60ZM61 248V249H62ZM67 248V247H66ZM75 248H74V250H75ZM78 248V247H77ZM76 248V249H77ZM104 248V247H103ZM126 248V247H125ZM124 248V249H125ZM195 248V247H194ZM35 249H36V247H35ZM61 249H60V251H61ZM72 249V248H71ZM71 249H69V250H71ZM80 249V248H79ZM146 249V248H145ZM158 249V248H157ZM156 249V250H157ZM187 249H189V247L187 248ZM22 250V249H21ZM21 250H19V251H21ZM24 250V249H23ZM33 250V249H32ZM31 250V251H32ZM66 250V249H65ZM65 250H62L61 251V253L60 254H62V252L63 251H65ZM67 250H68V248H67ZM78 250V249H77ZM106 250V249H105ZM143 250V249H142ZM154 250H155V248H154ZM159 250V249H158ZM165 250V249H164ZM196 250V249H195ZM201 250V249H200ZM37 251V250H36ZM46 250H44V252H45ZM49 250H47V252H48ZM146 251H148V250H146ZM162 251V250H161ZM176 251V250H175ZM194 251V250H193ZM192 251V252H193ZM34 252V251H33ZM39 251H37V252H35V253H38ZM44 252H42L43 254H44ZM52 252V251H51ZM57 252H58V250H57ZM67 252V251H66ZM80 252V251H79ZM78 252V253H79ZM83 252V251H82ZM82 252H80V253H82ZM99 252V251H98ZM130 252V251H129ZM143 252V251H142ZM145 252V251H144ZM149 252H150V250H149ZM148 252V253H149ZM152 252H154L153 250H152ZM159 252V251H158ZM157 252V254H160V253H158ZM165 252V251H164ZM17 253V252H16ZM19 253V252H18ZM46 253V252H45ZM59 253V252H58ZM63 253H65V252H63ZM72 253H73V251H72ZM74 253H75V251H74ZM91 253V252H90ZM105 253V252H104ZM121 253V252H120ZM119 253V254H120ZM146 253V252H145ZM147 253V254H148ZM151 253V252H150ZM156 253V252H155ZM162 253H163V251H162ZM162 253H161V255L160 256H162V257H160L162 260H164L163 262H164V264L166 263V264H173V263H170V262H172V257L173 256H171L170 254H168V252L166 251L165 253H163V255H162ZM173 253V252H172ZM39 254H40V252H39ZM43 254H41V255H43ZM54 254V253H53ZM52 254V255H53ZM60 254H59V256H60ZM77 254V253H76ZM83 254H85V253H82V255ZM147 254H144L145 256L147 255ZM156 254V255H157ZM179 254H180V252H179ZM196 254H198V253H196ZM201 254V253H200ZM20 256H21V258H23V256L21 255V254H19ZM28 255V254H27ZM45 255H47V254H44V256ZM52 255H48V256H52ZM66 255V254H65ZM70 255H71V253H70ZM78 255V254H77ZM95 255V253L93 254V256ZM97 255V254H96ZM103 255V254H102ZM111 255V254H110ZM116 255V254H115ZM122 255H124V257L122 256ZM122 255H119V256H121L120 258H126L125 257V255L126 254H122ZM143 255V254H142ZM153 256L155 255V254H152ZM155 255V256H156ZM176 255V254H175ZM57 256V257H56ZM55 257L56 258H58V254L56 255ZM63 256V255H62ZM80 257H81V255H79ZM86 256V255H85ZM87 256H88V254H87ZM90 256H92V254L90 255ZM98 256V255H97ZM106 256L107 255H105V258H106ZM114 256V255H113ZM153 256H149V254H148V258L147 259H149V260H151V257H153ZM158 256V255H157ZM24 257H26L25 255H24ZM29 257H31V256H28V258ZM34 257V256H33ZM32 257V258H33ZM37 257V256H36ZM42 257V256H41ZM40 257V258H41ZM53 257H54V255H53ZM54 257V258H55ZM66 257H68V256H66ZM83 257V256H82ZM96 257V256H95ZM99 257H101L102 258V256H98V257H96V258H99ZM103 257H104V255H103ZM109 257V256H108ZM116 257V256H115ZM131 257H132V255H131ZM134 257V256H133ZM184 257H185V255H184ZM192 257V256H191ZM55 258V259H56ZM77 258L78 257H76V255H71V257H68V258H65V259H61V257H60V259H61V261L62 262H65L66 260H68L69 262H74L75 261V263H76V261H78V262H80L79 260H77ZM95 258V259H96ZM142 258V257H141ZM183 258V257H182ZM181 258V259H182ZM187 258V257H186ZM194 258V257H193ZM26 259H27V257H26ZM34 259H36V258H34ZM37 259H39V257H37ZM37 259H36V261H37ZM42 259H45V258H42ZM49 259H50V257H49ZM59 259V258H58ZM58 259L57 260H55V261H58ZM92 259V258H91ZM95 259H94V261H93V259L91 260V261H93V262H95ZM103 259V258H102ZM109 259V258H108ZM140 259V258H139ZM159 259V258H158ZM174 259V258H173ZM191 258H189V260H190ZM30 260V259H29ZM32 260V259H31ZM30 260V261H31ZM53 260V259H52ZM51 260V261H52ZM85 260L87 261V258H85ZM104 260V259H103ZM116 260H118V259H116ZM127 260H129V259H127ZM137 261H138V259H136ZM142 260V259H141ZM153 260L154 259H152L151 261H150V263H154L155 264V262H153ZM156 260V259H155ZM160 260V259H159ZM162 260L160 261L161 262V264H163L162 263ZM176 260H178V259H176ZM175 260V261H176ZM183 260V259H182ZM34 261V260H33ZM55 261H54V264H55ZM61 261H60V264H61ZM67 261V262H68ZM84 261V260H83ZM102 261V260H101ZM105 261H106V259H105ZM105 261H103V263L105 262ZM108 261V263L110 262L109 260H107ZM114 261V260H113ZM143 261V260H142ZM174 261V260H173ZM174 261V262H175ZM32 262V261H31ZM30 262V263H31ZM41 262V261H40ZM40 262H38V263H31V264H40ZM68 262V263H69ZM97 262H99V260H97ZM123 262V260L121 261V262H119L120 264ZM139 262V261H138ZM137 262V263H138ZM145 262V261H144ZM158 262L159 261H157V264H158ZM46 263H50V262H47L46 261ZM52 263H53V261H52ZM52 263H50V264H52ZM59 262H57V264H58ZM67 263V264H68ZM74 263V264H75ZM81 263V262H80ZM102 263V262H101ZM107 263V262H106ZM105 263V264H106ZM132 263V262H131ZM134 263V262H133ZM140 263H141V261H140ZM140 263H138V264H140ZM146 263V262H145ZM19 264V263H18ZM21 264V263H20ZM42 264V263H41ZM63 264V263H62ZM66 264V263H65ZM73 264V263H72ZM82 264V263H81ZM86 264H87V262H86ZM93 264V263H92ZM97 264V263H96ZM99 264V263H98ZM117 264H118V262H117ZM130 264V263H129ZM141 264H143V263H141ZM147 264V263H146ZM160 264V263H159Z\"/></svg>",
	"mask_w": 264,
	"mask_h": 264
}]
</instances>
